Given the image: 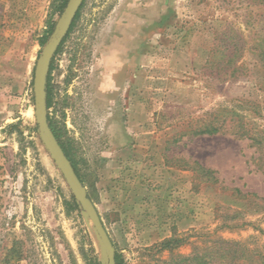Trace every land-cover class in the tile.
<instances>
[{
	"label": "rangeland",
	"instance_id": "obj_1",
	"mask_svg": "<svg viewBox=\"0 0 264 264\" xmlns=\"http://www.w3.org/2000/svg\"><path fill=\"white\" fill-rule=\"evenodd\" d=\"M58 1L0 0V264H107L36 123L35 68ZM258 45L264 0L83 3L50 66L48 117L122 264H173L220 239L244 250L240 264H264V147L177 136L220 106L264 131ZM170 239L181 244L160 251Z\"/></svg>",
	"mask_w": 264,
	"mask_h": 264
},
{
	"label": "trees",
	"instance_id": "obj_2",
	"mask_svg": "<svg viewBox=\"0 0 264 264\" xmlns=\"http://www.w3.org/2000/svg\"><path fill=\"white\" fill-rule=\"evenodd\" d=\"M69 0H59L58 6L56 9V14H60L66 8ZM81 10V9H80ZM80 11L78 12L69 33L72 31L76 20L78 19ZM54 28V21L53 19L50 20L48 31L45 33L41 41V46H45L48 35L53 31ZM64 42V41H63ZM62 42V43H63ZM60 51V48L57 52ZM255 55L258 57L259 64L255 66L257 71V81L258 85L260 86L261 90H264V45H258L253 50ZM230 63L226 67H230ZM47 109L50 110L53 105V90L50 83V78L47 81ZM242 107H235L229 108L225 106H220L217 109H213L210 112H207L202 120L197 122L196 127H189L185 129V131H181L177 134V136L183 137L186 135H191L193 137H202V136H217L222 134H232L235 138L238 139H248L250 140L255 146L262 148L264 147V131H258L254 135L246 128L245 123L243 122L244 116L240 114ZM50 127L58 140L59 144L61 145L63 151L65 152L66 156L70 160L75 169L78 177L82 181L76 164L73 160L72 154L69 148L62 140V132L61 130L52 122L50 116L48 117ZM206 171V170H205ZM209 172V171H207ZM83 183V181H82ZM70 206L73 210L79 211L80 206L72 197L70 201ZM181 244L180 240L177 239H170L165 241L161 244L160 251H169L175 246H179ZM16 247H14L10 253L15 252ZM243 251L241 247L235 242H229L224 240H218L214 242L213 247L203 249V254H199L200 249H195L193 251V255L189 257H181L178 261L173 264H212L214 260L218 257L214 256L211 257V253L219 254V258L222 259L224 264H240L239 262L243 259ZM205 253V254H204ZM206 253H209L206 254ZM116 262L117 264H122L120 257L116 254ZM98 264V263H95Z\"/></svg>",
	"mask_w": 264,
	"mask_h": 264
},
{
	"label": "water",
	"instance_id": "obj_3",
	"mask_svg": "<svg viewBox=\"0 0 264 264\" xmlns=\"http://www.w3.org/2000/svg\"><path fill=\"white\" fill-rule=\"evenodd\" d=\"M85 0H69L66 8L59 17L54 31L37 62L34 75V99L36 110V123L42 143L57 165L66 181L74 199L93 224V227L105 249L107 264H117L116 250L104 226V223L89 197L86 188L78 177L72 163L66 156L56 139L49 123L47 109V81L51 63L68 35L71 26Z\"/></svg>",
	"mask_w": 264,
	"mask_h": 264
}]
</instances>
